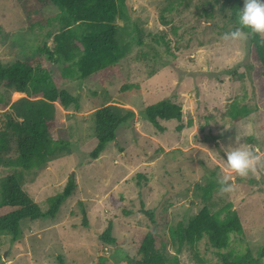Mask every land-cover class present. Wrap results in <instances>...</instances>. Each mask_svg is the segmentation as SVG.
<instances>
[{
  "label": "rangeland",
  "instance_id": "rangeland-1",
  "mask_svg": "<svg viewBox=\"0 0 264 264\" xmlns=\"http://www.w3.org/2000/svg\"><path fill=\"white\" fill-rule=\"evenodd\" d=\"M11 1L0 0V60L6 66L37 57L44 43L54 50L55 35L67 28L57 9H47L51 23L30 31ZM126 3L115 23L118 41L128 52L117 65L82 81L79 55L51 66L52 78L80 100L78 108L64 110L71 154L33 170L0 166V200L7 177L20 174L23 188L42 211L72 175L77 181L55 218L23 222L21 239L0 233V264H133L137 231L155 236L166 264H218L220 253L227 252L264 264V169L241 178L227 168L221 148L236 147L238 133L242 143L264 153L263 66L249 39H221L238 26L231 0ZM125 85L132 88L123 90ZM17 96L0 82V114ZM162 100L183 110L181 122L160 121L164 132L143 113ZM233 103L249 108L251 115L235 123L229 114ZM107 105L132 109L137 117L118 130L97 160H90L96 146L94 115ZM0 133H10L3 115ZM7 141L13 147L12 136ZM12 155L8 150L5 157ZM219 174L230 177L232 193L218 194ZM209 185L213 192L205 201ZM112 197L122 198L133 214L115 209ZM204 206L222 220L234 214L241 219L243 233L231 235L228 251H218L208 239L194 246L181 242L179 226H187ZM84 217L88 228L82 226ZM111 222L114 245L100 239Z\"/></svg>",
  "mask_w": 264,
  "mask_h": 264
},
{
  "label": "trees",
  "instance_id": "trees-1",
  "mask_svg": "<svg viewBox=\"0 0 264 264\" xmlns=\"http://www.w3.org/2000/svg\"><path fill=\"white\" fill-rule=\"evenodd\" d=\"M11 2L30 31L43 29L51 23L52 16L46 14L47 9H57L60 12V22L67 26L55 35L54 50L44 43L40 54L35 58L18 60L10 66L4 65L0 60V82H6L18 94L14 103L0 114L6 117L7 127L10 129V133L2 136L0 133V166L33 170L71 154V144L65 138L64 132V110L71 106L78 108L80 105L78 96L73 95L69 89L61 87L60 79L52 78L51 66L59 59L63 58L71 62L79 55L77 65L82 81L99 72H107L117 65L128 51L118 41L119 31L115 20L119 15L120 7L126 6L127 3L126 0H12ZM231 2L236 21V11L243 7V0H231ZM258 40L259 37L249 38V43L255 48L259 63L264 69V46H260ZM130 88L132 86L125 85L123 90ZM251 112L249 108L239 107L237 103H233L229 114L232 120L238 123L249 117ZM143 113L145 118L161 132L165 131V127L160 121L183 120L182 107L169 100L149 105ZM136 117L137 113L134 110L117 105H107L96 110L94 115L96 146L90 152L89 159L97 160L105 152L107 145L116 140L118 130L123 125L131 123ZM181 128L182 126H179L178 130ZM10 136L13 147L7 145ZM8 150L13 151V155L5 157ZM21 176L13 174L7 177L0 200V233H8L14 240L23 238L21 228L23 222L55 218L65 201L77 189L76 178L72 175L63 190L49 201L47 210L42 211L23 188ZM212 192L213 185H209L204 195L205 201L211 199ZM111 201L115 209H122L124 215L133 214L125 207L122 198L112 197ZM81 205L83 206L84 203L81 202ZM145 213L153 218L154 214L151 211L146 210ZM82 226L89 227L86 217ZM178 230L181 242L194 246L203 239H208L212 247L218 251H228L231 235L242 234L243 224L236 214L222 220L220 213H212L208 206H204L187 226L180 225ZM112 232L111 222L101 234V241L111 245L116 244L117 239ZM135 238L138 258L131 261L133 264H166L161 250L156 246V238L153 234L137 231ZM218 264H260V262L251 259L250 255L235 256L227 252L220 253Z\"/></svg>",
  "mask_w": 264,
  "mask_h": 264
},
{
  "label": "clouds",
  "instance_id": "clouds-1",
  "mask_svg": "<svg viewBox=\"0 0 264 264\" xmlns=\"http://www.w3.org/2000/svg\"><path fill=\"white\" fill-rule=\"evenodd\" d=\"M236 24L238 26L234 30L222 35V40L236 42L259 37L258 44L264 46V0H243V7L236 11ZM235 144L236 147H233L231 143L228 147L221 144L226 154L227 168L231 172L241 178H246L250 174H255L259 169H264V153L242 143L238 133L235 136ZM216 183L218 194L222 196L232 193L235 189L228 175L219 174Z\"/></svg>",
  "mask_w": 264,
  "mask_h": 264
}]
</instances>
